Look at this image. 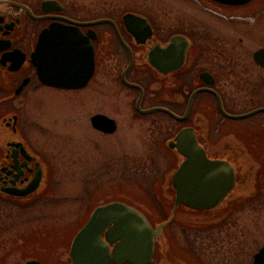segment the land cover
I'll use <instances>...</instances> for the list:
<instances>
[{
  "label": "rangeland",
  "instance_id": "374dc122",
  "mask_svg": "<svg viewBox=\"0 0 264 264\" xmlns=\"http://www.w3.org/2000/svg\"><path fill=\"white\" fill-rule=\"evenodd\" d=\"M71 2L79 10L74 15L84 19L99 17L100 9L105 7L109 10L117 5L122 9L123 5L126 11L137 10L147 15L158 26L160 34L169 19L175 29L181 21H186L201 30L224 36L230 49L234 46L235 50L228 55L234 54L238 65H233L237 74L226 75L225 81H221L227 86L226 93L230 97L238 94L231 112L244 113L264 106V89L257 91L252 85L264 76V70L253 66L249 56L264 48V0H253L245 6L223 10L207 9V0H67L68 4ZM246 82L249 83L246 85ZM234 83H239L240 87L233 88ZM106 93L105 100L96 96L99 94L95 95L93 89L75 92L42 89L40 102H32V114L43 124L57 117L53 119L54 133H57H44L36 138L42 147L43 159L51 164L48 168L52 181L40 207L17 216L12 214L7 221L13 243L18 238V227L21 233L20 227L28 228L30 219L36 220L40 226L35 231L31 229L32 234L26 237L29 242L36 239L30 243L33 247L15 249L11 245L6 249L2 245L0 264H23L32 254L39 255L43 263L64 264L68 239L84 224L95 206L111 201L138 208L154 226L168 220L173 205L169 180L178 156L145 153L151 132H143L141 124L139 126L132 118L121 120L112 137L88 130L86 118L77 114L81 109L90 108V114H93L98 109L93 108L102 104L108 115L118 120L126 113V105L122 110L118 105L133 95L129 90L113 85ZM86 99L84 106L82 100ZM72 109L74 118L69 117ZM226 123L242 133L257 130L254 138L262 149L261 153L226 156L237 167L235 190L216 211L193 213L186 208L176 211L165 225L163 237L157 240L151 264H252L254 253L264 243V140L260 139L264 134V114ZM258 126L263 129H257ZM234 145L241 146L237 140ZM133 146L139 149L137 155L131 151ZM160 193L166 199L161 202L168 208L165 217L157 213L158 206L154 201L157 198L153 197ZM235 201L239 203L232 204ZM226 207L231 211H224ZM56 241L64 243L61 247L64 251L58 250L59 246L55 248Z\"/></svg>",
  "mask_w": 264,
  "mask_h": 264
},
{
  "label": "flooded vegetation",
  "instance_id": "af4514ba",
  "mask_svg": "<svg viewBox=\"0 0 264 264\" xmlns=\"http://www.w3.org/2000/svg\"><path fill=\"white\" fill-rule=\"evenodd\" d=\"M45 1H55V4L43 8ZM207 4L209 7L207 9L232 8L210 1ZM76 8L72 2L68 4L67 0H0V247L3 245L6 249L11 245L15 246V249L33 247L30 243L36 242V239L29 242L26 237L32 234L31 229L37 230L39 223L30 219L31 226L20 227L21 233L16 225L18 238H15L13 241L16 240V242L12 243L11 228L7 221L12 214L17 216L36 206L40 207L41 200L47 196L48 185L52 181L48 168L51 164L43 159V150L37 144L36 138L44 133L56 134L53 119L57 117L43 124L30 109L33 101L40 102L39 94L42 89L72 92L93 89L95 95L99 94L96 96L103 97L105 100L106 92L112 88V85L133 92L130 100L125 99L124 104L118 105L121 107L120 110L123 105H126V113L123 117L119 116L118 120L108 115L102 104L93 108H98L93 114H90L92 110L90 108L81 109V113L77 114L86 118L84 120L88 130L111 137L118 131L121 120L130 118L137 120L143 132H151L145 153H169L179 156L169 148L168 143L183 129L192 131L200 153H204L209 160L227 161L235 166L236 171V165L226 156L242 153L259 154L262 150L254 138L257 136L255 135L257 130L246 133L234 130L226 122L245 119L233 120L220 111L219 99L227 115L243 114L231 112L238 94L230 97L226 93L227 86L221 84V81H225L226 75L228 77L237 74L235 72L237 70L233 67L237 65V59L234 54L228 55L234 46L230 49L227 38L201 30L197 26L187 24L186 21H181L178 24L179 27L175 29V26L171 25L173 21L169 19L164 23L163 34H160L158 26L147 15L137 10L126 11L123 5L122 9L117 5L109 10H106V7L100 9V14H103L92 19L74 15L76 11L79 12ZM129 13L146 18L152 34L149 36L130 34L123 21L124 15ZM101 19L110 20L113 23L80 26L84 35H87L89 31L96 35V38L92 40L94 72L88 83L80 89H63L43 84L37 69L31 62V55L41 32L52 24L67 25L68 21L90 23ZM115 27L120 36L116 33ZM177 35L184 37L189 43L184 61L179 69L161 74L148 63L149 56L155 47L164 49L171 38ZM254 52L249 55L251 64L258 70H264L255 63ZM231 60L232 63H230ZM163 63L162 70H168L171 64L170 55L164 57ZM127 83L142 89L139 108L137 102L140 90ZM247 83L249 82H246V85ZM239 85L234 83L233 88H238ZM252 85L257 91L264 89V76L255 80ZM241 88L243 89V86ZM87 101L88 99L82 100V105L85 106ZM154 108L165 111L145 112ZM73 110L69 117L74 118ZM170 113L185 118L178 120ZM97 115L113 120L115 131L108 134L93 127L92 118ZM258 127L257 129H263L262 126ZM166 134L167 136L164 137ZM262 135L260 139L264 140V134ZM234 140H237L241 146H235ZM138 150L134 146L131 149L135 155ZM194 151H196L195 148ZM182 160L183 158L179 156L177 162ZM39 177L38 186L35 191H32L31 186L36 185ZM169 185L173 200L174 194L170 180ZM21 234H23L22 238H19ZM73 236L74 234L66 244L67 252ZM61 247H64V243L56 241L55 248L64 251L65 249ZM39 258V255L32 254L29 258H25L23 264L27 261L49 264L41 262ZM65 262L64 264H67L68 257Z\"/></svg>",
  "mask_w": 264,
  "mask_h": 264
},
{
  "label": "water",
  "instance_id": "95a60500",
  "mask_svg": "<svg viewBox=\"0 0 264 264\" xmlns=\"http://www.w3.org/2000/svg\"><path fill=\"white\" fill-rule=\"evenodd\" d=\"M212 1L227 6H242L252 0ZM54 4V1H46L43 8ZM123 21L126 30L132 35L152 34L150 24L143 17L129 13L124 15ZM103 23L113 22L106 19L90 23L68 21L67 25L52 24L42 31L31 55V62L37 69L41 82L63 89L83 88L94 72L92 40L96 35L92 31L84 35L80 26ZM115 30L119 35L116 27ZM188 46L189 43L184 37L174 36L164 49L157 46L152 50L148 63L161 74L173 72L179 69L184 61ZM166 55H170L171 64L168 70H162ZM253 59L259 66L264 67V50L256 51ZM124 75L125 73L123 74L125 81ZM127 84L140 90L137 102L139 108L142 89ZM218 101L222 114L234 120L264 113L262 107L242 115H227L222 109L220 99ZM156 110L165 111L154 108L145 112ZM173 116L178 120L185 118ZM92 124L97 130L108 134L116 129L114 121L103 115L94 116ZM168 146L183 157L171 177L175 195L168 220L153 226L141 211L123 202L112 201L99 205L74 236L68 253L69 264H151L154 260L156 242L163 237L164 226L170 222L180 205L196 211L213 210L218 208L234 190L236 185L234 166L223 160H209L204 153H200L192 131L181 130ZM39 180L40 177L37 178L36 185L31 186L32 191L37 188ZM25 264L40 263L28 261ZM252 264H264V243L254 254Z\"/></svg>",
  "mask_w": 264,
  "mask_h": 264
},
{
  "label": "trees",
  "instance_id": "16d2710c",
  "mask_svg": "<svg viewBox=\"0 0 264 264\" xmlns=\"http://www.w3.org/2000/svg\"><path fill=\"white\" fill-rule=\"evenodd\" d=\"M161 195H162V193H160L159 195L158 194H155V195H153V197H156L157 198L156 200H154L156 202L157 206H158L157 213L160 214L161 217H165L166 216V213H167L166 210L168 211V208H166L165 204L162 203L163 201H166V199L163 196H161ZM165 203H166V205L168 204V202H165ZM237 203H239V202H236V201L234 203L232 202V204H237ZM168 206L170 207L169 204H168ZM224 211H231L230 210V207L229 208L226 207L224 209ZM185 229L186 230H191L190 228H185Z\"/></svg>",
  "mask_w": 264,
  "mask_h": 264
}]
</instances>
